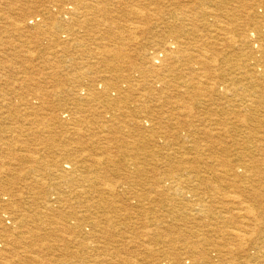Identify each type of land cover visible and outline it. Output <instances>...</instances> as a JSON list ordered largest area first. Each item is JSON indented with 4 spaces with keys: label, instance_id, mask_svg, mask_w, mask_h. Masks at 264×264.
<instances>
[{
    "label": "bare ground",
    "instance_id": "1",
    "mask_svg": "<svg viewBox=\"0 0 264 264\" xmlns=\"http://www.w3.org/2000/svg\"><path fill=\"white\" fill-rule=\"evenodd\" d=\"M0 1L10 5L3 37L13 29L63 57L82 54L75 74L31 70L15 100L1 96L0 150L8 137L84 117L111 133L95 141L104 158L75 180L76 199L92 200L85 214L44 192L31 206L1 194V261L19 247L27 264H264V0ZM11 160L38 163L22 152Z\"/></svg>",
    "mask_w": 264,
    "mask_h": 264
},
{
    "label": "rangeland",
    "instance_id": "2",
    "mask_svg": "<svg viewBox=\"0 0 264 264\" xmlns=\"http://www.w3.org/2000/svg\"><path fill=\"white\" fill-rule=\"evenodd\" d=\"M1 2V1H0ZM12 2V0H8L7 3ZM0 11L2 9V11H4L3 14H0V19L1 18H5L6 14L7 16L9 15L7 12L9 11V7L10 5H4L2 3H0ZM8 6V7H7ZM7 7V8H6ZM7 10V12H6ZM6 13V14H5ZM5 15V16H4ZM13 31V32H12ZM80 30L77 28L76 26V32H79ZM9 34H11L9 36V34L7 36H9V38L7 36H4V32L2 31L0 33V39L3 41V45H1L0 43V77L3 76V78H0V102L2 101V97L3 94L8 95L5 96V98L7 99H11V100H15L16 99V95H19L20 93L24 92L26 90L25 85H23V79L25 77V75L28 74H32V72H37V70L39 68L45 70V73L49 74L52 72H56L58 75L60 76H66L67 74H69V72L71 74H75L76 73V63L80 62L81 59V53L79 51L76 50H71L69 53H67V55L65 57H63L62 53L60 52V54L57 51H50V50H44L40 47H37L36 45H34L33 43L30 42V44H28V37H20L19 34H16L15 30L10 29L9 30ZM83 32L79 33V36H82ZM2 35V36H1ZM138 40H136L135 42L139 43L142 42L144 40V35L141 33H138ZM7 38V39H5ZM12 38V39H11ZM15 38V39H13ZM5 40H11L9 41L8 45L6 44ZM22 43H20V42ZM17 42V43H16ZM134 42V44H136ZM25 43L27 45H30L31 47H29V49H32L30 55L28 54H21L23 52L21 51H25L27 49L26 46L23 47H19L22 45H25ZM12 44V45H11ZM18 44V45H17ZM33 44V45H32ZM17 45V46H16ZM8 47V48H7ZM14 47V48H13ZM18 47V58H14L12 55L13 52L16 51ZM137 47V45H132V48ZM24 48V49H23ZM8 50V51H7ZM10 50V51H9ZM36 50V51H35ZM42 50V51H41ZM39 53H38V52ZM6 52V54H5ZM11 52V53H10ZM52 52V53H51ZM56 52V54H54ZM4 53V54H3ZM79 53V54H78ZM9 54H11L9 56ZM21 55V58H20ZM47 55V56H46ZM50 55V56H49ZM7 56V57H6ZM45 56V57H44ZM60 56V62L59 64L57 63L58 59ZM9 57V58H8ZM42 57V58H41ZM80 57V58H79ZM11 58V59H10ZM25 58V59H24ZM63 58V59H62ZM3 59V60H2ZM20 59V60H19ZM32 59V60H31ZM48 61H46V60ZM51 59V60H50ZM62 59V60H61ZM6 60V61H5ZM12 60V61H10ZM28 62H27V61ZM36 60V62H35ZM74 60V61H73ZM3 61V62H2ZM22 61V62H20ZM33 61V62H32ZM42 61L45 62H49L53 65H44ZM24 62H26L24 64ZM56 62V63H54ZM42 63V64H41ZM12 64V65H11ZM15 64V65H14ZM24 64V65H23ZM20 65V66H19ZM10 66V67H9ZM17 66V67H16ZM33 66V67H32ZM59 66V67H58ZM8 67V68H7ZM25 67V69H24ZM36 67V68H35ZM62 67V68H60ZM80 70L82 69V65L79 66ZM12 68V69H11ZM17 68V69H16ZM56 68V69H55ZM75 68V69H74ZM55 69V70H53ZM16 70V71H15ZM21 70V71H20ZM32 70V72H31ZM57 70V71H56ZM66 70V71H65ZM11 71V72H10ZM23 71V72H22ZM17 72V73H16ZM20 72V73H19ZM31 72V73H30ZM64 72V73H63ZM73 72V73H72ZM15 73V74H14ZM24 73V74H23ZM11 74V75H10ZM21 74V76H20ZM8 75V76H7ZM23 75V76H22ZM18 78V79H17ZM22 78V79H21ZM10 79V80H7ZM17 79V80H15ZM21 79V80H20ZM44 84L46 87H49L50 85L47 84V80L43 79ZM15 81V82H14ZM11 83V84H10ZM15 83V84H14ZM16 84L20 87H16ZM43 84V83H42ZM17 89H16V88ZM23 87V88H21ZM54 87V86H52ZM25 88V89H24ZM23 89V90H22ZM50 89L51 86H50ZM15 90V91H14ZM18 90V91H16ZM10 91V92H9ZM20 91V92H19ZM10 95V96H9ZM60 96V95H59ZM59 100V99H58ZM67 100V99H66ZM51 102V103H50ZM59 102V101H57ZM56 101H49L48 105H55V103H57ZM2 103V102H1ZM18 107V106H17ZM25 114H22V116H24ZM26 115H28V113H26ZM25 115V116H26ZM31 117V116H30ZM88 119V120H87ZM85 120V121H84ZM89 121V123L87 122ZM73 126V128H72ZM75 126H77V128H75ZM97 125L90 122L89 117H84L81 119V123L79 124H74L73 121L69 122L66 124V127H60L57 129L51 130L50 132H48L49 130H40L39 135L38 133H33V132H22L20 133L21 135H19V133H14L15 135H19V140L18 141H14L13 139L8 137L9 140L11 141V146H6L5 148H3L2 150H0V153L4 156H6L5 158H3V161L0 160V172H1V176H0V196L2 193L7 192V193H13L9 200L10 202H15V204L18 202V204H20L21 206L24 205H30L37 203L38 200H40L43 197V194L46 193L48 195H51L52 200H56L59 203L56 204V206L58 208H60L61 210L65 211V212H69L71 210V208L75 209L76 213H78L77 215L80 214H85V208L84 205L89 204L92 200L90 199L89 196L84 195L83 197H79L76 199V188H78L77 184H76V177H80L79 175H84L86 174V172H88L89 168H88V164L87 163H93L95 158H104V156L106 155L105 152L107 150H100L98 148V144L95 141H98L97 139L102 137V136H110L111 133L107 132L106 129L103 132L102 129H99L98 127H96ZM81 127V128H80ZM93 127V128H92ZM85 128V129H84ZM89 128V129H88ZM69 130V131H68ZM76 130V131H75ZM95 130V131H94ZM102 131L101 135L100 132ZM86 131V132H85ZM61 133V135H59V133ZM107 132V133H106ZM46 133V134H45ZM51 133V134H49ZM53 133V134H52ZM69 133V134H67ZM78 133V134H77ZM91 133V134H90ZM126 133V132H124ZM14 134H8L9 136H12ZM45 134V135H44ZM48 134V135H47ZM56 136H55V135ZM53 135V136H51ZM69 135V136H68ZM87 135V136H86ZM89 135V137H88ZM100 135V136H99ZM121 135V134H119ZM21 136V137H20ZM28 136V137H27ZM43 136L45 138V140L43 142H39L35 140V137H41ZM49 136V137H48ZM77 136V137H76ZM122 136V135H121ZM7 137V135H6ZM27 141H25L24 139ZM27 139H26V138ZM53 140H52V138ZM58 137V138H57ZM63 137V140L61 139ZM79 137V139H78ZM83 137V138H82ZM88 137V138H87ZM93 140H92V139ZM95 138V139H94ZM49 139V140H47ZM76 139V140H75ZM83 139V140H82ZM89 139V140H88ZM24 140V141H23ZM33 140V141H32ZM73 141V143H71V141ZM75 140V141H74ZM91 141V143H90ZM22 142V143H21ZM68 142V144H67ZM87 142V143H86ZM21 143V144H19ZM52 145L54 144V146H50L48 144ZM96 143V144H95ZM43 144V145H42ZM91 144V145H89ZM161 144V143H160ZM24 145V146H23ZM39 145V146H38ZM62 145V147H61ZM35 146V147H34ZM37 146V147H36ZM57 146V147H56ZM90 146V147H89ZM59 147V148H58ZM96 147V148H95ZM45 148V149H44ZM50 148V149H49ZM74 148V149H73ZM77 148V150H75ZM6 150V152H5ZM18 152H15V151ZM75 150V151H74ZM109 151L112 152L113 155H116L118 153H116V149L115 148H110L108 149ZM63 151V152H62ZM84 151V152H83ZM87 151V152H86ZM101 151V152H100ZM21 152L23 154H33L34 156H36V158L38 157V163L37 164H31V163H24V162H13V160H11V158H13L16 154H21ZM61 152V153H60ZM82 152V153H81ZM86 152V153H85ZM37 154V155H36ZM51 154V155H50ZM56 155V156H55ZM59 155V156H57ZM100 155V156H99ZM103 155V156H102ZM9 156V157H8ZM13 156V157H12ZM46 156V157H45ZM55 156V157H54ZM63 156H65L63 158ZM80 156V158H79ZM85 156V157H83ZM99 156V157H97ZM77 159H76V158ZM87 157V158H86ZM10 160H9V159ZM42 158H48V160H50V162H45L42 163ZM83 158V159H82ZM57 159V160H56ZM82 159V161H81ZM7 160L9 162H7ZM67 160L69 163H74L70 165V167L68 168H64L61 166V164L63 163V161ZM80 160L79 163L78 161ZM84 160V161H83ZM91 160V161H90ZM93 160V161H92ZM57 161V162H56ZM75 161V162H74ZM102 161V160H101ZM13 162V163H12ZM76 162H78L76 164ZM41 165H40V164ZM49 163V164H48ZM55 163V165H54ZM57 163V164H56ZM60 163V165L58 164ZM85 163V164H84ZM31 164V165H30ZM47 164V165H46ZM78 164H80L78 166ZM25 165V166H24ZM35 166L36 168L40 169V172H34L35 170H31L32 166ZM88 165V166H87ZM14 166V167H13ZM33 166V167H34ZM76 166H78V169H76ZM17 167V168H16ZM53 168L52 171H48V172H44L45 168L48 170V168ZM86 167V168H85ZM2 168V169H1ZM60 168V169H59ZM68 169V170H67ZM12 170V171H11ZM25 170V171H24ZM44 170V171H43ZM65 170V171H64ZM76 170V171H75ZM19 171V172H18ZM29 171V174H26V172ZM67 171V172H66ZM12 173V178L13 181L12 182H7L5 181L7 175L9 173ZM59 172V173H58ZM62 172V173H61ZM83 172V174H82ZM18 173V174H17ZM25 173V174H24ZM38 173V174H37ZM21 174V175H20ZM18 175V176H17ZM58 177H57V176ZM61 175V176H59ZM62 175H72V179L70 181L63 178ZM29 176V177H28ZM34 176V177H33ZM38 177V178H37ZM50 177V178H49ZM41 178V179H40ZM23 179V180H22ZM26 179V180H25ZM43 179V180H42ZM56 179V180H55ZM114 180H118L119 181V176L113 178ZM29 182H28V181ZM41 180V181H40ZM58 180V181H57ZM4 181V182H3ZM34 181V183H33ZM46 181V182H44ZM68 181V182H67ZM70 181V182H69ZM7 182V183H6ZM22 182V183H21ZM40 182V183H39ZM61 182V183H60ZM67 182V183H66ZM115 182V181H114ZM117 183V182H115ZM19 186H16V185ZM44 184V185H43ZM57 184V185H56ZM40 185V186H39ZM59 185V186H58ZM16 186V187H15ZM26 186V187H25ZM66 186V187H65ZM77 186V187H76ZM29 187V189H28ZM64 187V189H63ZM24 188V190H23ZM36 191H34V189ZM38 188V190H37ZM58 188V189H57ZM67 188V189H66ZM9 189V190H8ZM18 189V190H17ZM53 189V190H52ZM14 190V191H13ZM74 190V191H73ZM2 191V192H1ZM34 191V192H33ZM56 191V192H54ZM62 191V192H61ZM20 192V193H19ZM29 192V193H28ZM32 192V193H31ZM44 192V193H43ZM40 194V195H39ZM61 194V195H60ZM18 195V196H17ZM57 195V196H56ZM71 197V198H70ZM29 198V199H28ZM32 198V199H31ZM67 198V199H66ZM27 199V200H26ZM73 199V200H71ZM8 200V202H9ZM18 200V201H17ZM32 201V202H31ZM68 202V203H66ZM75 203V204H73ZM73 204V205H71ZM79 205V206H78ZM69 206V207H68ZM66 208V209H65ZM70 208V209H69ZM82 208V209H81ZM81 209V210H80ZM84 209V210H83ZM67 240H71V241H75L73 244H69L72 249L74 250L75 247H73L72 245H75L76 243V238L74 236V234H67L66 235ZM71 236V237H70ZM74 236V237H73ZM70 237V238H69ZM73 237V240H72ZM23 246V245H20ZM76 246V245H75ZM6 249V253L5 255H3V259L2 261L0 260V264H21V259H19V257L22 255L21 253L24 252L23 248H19V251H13L11 250V247H7ZM10 249V250H9ZM23 250V251H22ZM8 253V254H7ZM32 254V253H31ZM19 255V256H16ZM34 255V254H32ZM46 256H50V255H46ZM11 257V259H10ZM13 257V259H12ZM17 257V258H16ZM9 258V259H8ZM17 259V260H16ZM10 262H9V261ZM8 261V263L6 262ZM25 262H23L24 264ZM27 264V263H25ZM40 264V263H37ZM51 264V263H50Z\"/></svg>",
    "mask_w": 264,
    "mask_h": 264
}]
</instances>
